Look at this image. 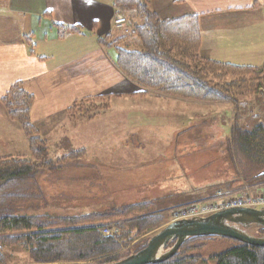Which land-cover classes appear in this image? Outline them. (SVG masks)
<instances>
[{"label": "trees", "instance_id": "trees-1", "mask_svg": "<svg viewBox=\"0 0 264 264\" xmlns=\"http://www.w3.org/2000/svg\"><path fill=\"white\" fill-rule=\"evenodd\" d=\"M149 2L112 0L116 11L130 8L142 18L143 22L130 32L138 37L141 50L121 47L119 43L124 36L111 40L108 34L99 39L102 44L116 48V67L129 81L143 90H157L187 100L233 104L264 90V62L260 66H243L202 57L198 16L161 18L149 8ZM54 26L59 38L69 32L80 33L77 26L59 23ZM0 101L8 117L21 127L29 151V157H0V264H10L6 249H22L27 262L32 264H99L121 260L143 248L149 239L147 236L138 240L134 250L123 251L132 241L155 231L166 221L163 209H157L153 200L80 215L13 213L12 208L17 204L44 198L41 175L64 165L67 168L84 166L85 150H71L54 161L46 158L48 142L30 119L33 95L21 82L12 83ZM86 103L90 107L82 110ZM106 108V98L89 97L75 101L68 108V115L78 113L92 118ZM228 144L244 180L250 185L264 183V174L259 175L264 171V121L251 130L233 124ZM221 189H214L212 193ZM110 223L119 228L115 235L103 233L104 226ZM210 238L192 237L170 258L153 264H196L200 259L194 252ZM234 241V246L213 257L215 264H264V247Z\"/></svg>", "mask_w": 264, "mask_h": 264}, {"label": "rangeland", "instance_id": "rangeland-1", "mask_svg": "<svg viewBox=\"0 0 264 264\" xmlns=\"http://www.w3.org/2000/svg\"><path fill=\"white\" fill-rule=\"evenodd\" d=\"M119 45L142 49L135 34L125 35ZM111 51L117 52L115 47ZM102 97L108 100V108L85 126L89 138L69 140L73 135L68 134L61 141L58 137L47 141L46 158L53 161L72 148H84L85 167L64 165L41 175L44 198L15 205L14 214L80 215L153 200L166 217L162 228L174 221L179 206L205 202L214 189L241 191L247 186L254 194L257 184H248L239 174L228 142L233 124L251 130L264 121V90L240 99L238 104L187 100L152 89ZM87 104L82 110L90 107ZM105 227L119 229L115 223ZM160 228L143 234L123 251L134 250L139 239L150 238ZM202 244L194 252L200 259L196 264H215L213 257L234 246L235 241L211 237ZM13 250H5L10 264H32L22 249Z\"/></svg>", "mask_w": 264, "mask_h": 264}, {"label": "crops", "instance_id": "crops-1", "mask_svg": "<svg viewBox=\"0 0 264 264\" xmlns=\"http://www.w3.org/2000/svg\"><path fill=\"white\" fill-rule=\"evenodd\" d=\"M149 8L165 19L197 15L204 58L243 66L264 62V0H150ZM116 13L126 17L122 28L114 26ZM134 21L143 22L130 8L116 11L112 0H0V97L21 82L33 95L30 119L44 139L71 134L69 140H86L93 117H70L75 101L145 91L118 70L114 46L99 40L132 34ZM55 23L77 26L80 33L59 38ZM28 155L26 136L0 101V157ZM252 192H264V183Z\"/></svg>", "mask_w": 264, "mask_h": 264}, {"label": "water", "instance_id": "water-1", "mask_svg": "<svg viewBox=\"0 0 264 264\" xmlns=\"http://www.w3.org/2000/svg\"><path fill=\"white\" fill-rule=\"evenodd\" d=\"M263 174L264 171L259 175ZM262 231H264V209L229 208L205 217L174 220L155 232L146 245L138 251L121 260L99 264L159 263L170 258L182 244L192 237H224L264 247V232Z\"/></svg>", "mask_w": 264, "mask_h": 264}, {"label": "built area", "instance_id": "built-area-1", "mask_svg": "<svg viewBox=\"0 0 264 264\" xmlns=\"http://www.w3.org/2000/svg\"><path fill=\"white\" fill-rule=\"evenodd\" d=\"M126 23V17L121 13L114 15V26L122 28ZM250 188L243 187L241 191L221 189L212 195L210 199L205 202H192L186 205L179 206L177 212L174 214V220L189 218V217H205L220 210L229 208H262L264 207V192L252 194ZM116 228L105 227L103 233L106 235H115Z\"/></svg>", "mask_w": 264, "mask_h": 264}]
</instances>
